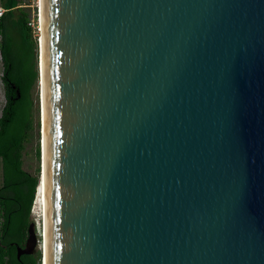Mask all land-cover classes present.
I'll return each mask as SVG.
<instances>
[{"label":"water","instance_id":"1","mask_svg":"<svg viewBox=\"0 0 264 264\" xmlns=\"http://www.w3.org/2000/svg\"><path fill=\"white\" fill-rule=\"evenodd\" d=\"M40 264H264V0H37ZM40 236V235H39Z\"/></svg>","mask_w":264,"mask_h":264},{"label":"trees","instance_id":"2","mask_svg":"<svg viewBox=\"0 0 264 264\" xmlns=\"http://www.w3.org/2000/svg\"><path fill=\"white\" fill-rule=\"evenodd\" d=\"M7 10L0 23L1 82L5 103L0 115V264H40L41 253L21 255L39 183V168H23L25 147L34 130L33 91L37 86V38L23 0H0ZM39 161V146L35 150Z\"/></svg>","mask_w":264,"mask_h":264},{"label":"rangeland","instance_id":"3","mask_svg":"<svg viewBox=\"0 0 264 264\" xmlns=\"http://www.w3.org/2000/svg\"><path fill=\"white\" fill-rule=\"evenodd\" d=\"M23 3L26 6V8H28L27 10H28L30 17H31L30 21H32V19L35 17L34 23L38 24L37 23L38 22L37 21V6H38L37 4H38V1L37 0H23ZM33 36H34V34H33ZM1 75H2V62H1V58H0V115H1L2 107L5 103L3 86H2V82H1ZM33 98H34V103H33V106H34L33 107L34 130L32 132L31 137L29 138L28 142L26 143L25 155H24V164H23V168L30 173H34L35 170L37 169V167L39 168V161L36 159V156H35L36 147L39 146V148H40V99H39L38 82H37V86L35 87V89L33 91ZM32 211H33V208H31L30 218H31V221L34 223V226L36 227V230H37V228H38L37 222L38 221H37V218L35 217V215L32 213ZM39 235H40V233L38 232L37 238L39 241L38 245L40 247L41 237ZM36 252H37V250H36Z\"/></svg>","mask_w":264,"mask_h":264},{"label":"bare ground","instance_id":"4","mask_svg":"<svg viewBox=\"0 0 264 264\" xmlns=\"http://www.w3.org/2000/svg\"><path fill=\"white\" fill-rule=\"evenodd\" d=\"M33 211L32 213L35 215V217L37 218V225H38V232L40 233V237L42 236V218L44 220V211H43V186H39L38 191L35 195L34 198V202H33ZM43 247V252L45 254V245L44 242L42 241L41 238V245H40V249L42 250ZM45 264V263H44Z\"/></svg>","mask_w":264,"mask_h":264},{"label":"built area","instance_id":"5","mask_svg":"<svg viewBox=\"0 0 264 264\" xmlns=\"http://www.w3.org/2000/svg\"><path fill=\"white\" fill-rule=\"evenodd\" d=\"M6 11L7 10L2 6V4H0V23H1L3 16L5 15ZM34 20H35V17L32 19V21L29 22V26L32 28L34 36L38 39V36H39L38 24H35ZM0 41H1V34H0Z\"/></svg>","mask_w":264,"mask_h":264},{"label":"flooded vegetation","instance_id":"6","mask_svg":"<svg viewBox=\"0 0 264 264\" xmlns=\"http://www.w3.org/2000/svg\"><path fill=\"white\" fill-rule=\"evenodd\" d=\"M24 245V244H23ZM23 247V246H22Z\"/></svg>","mask_w":264,"mask_h":264}]
</instances>
